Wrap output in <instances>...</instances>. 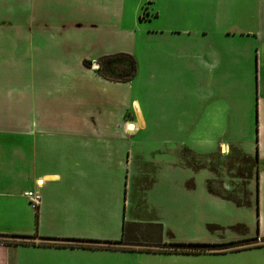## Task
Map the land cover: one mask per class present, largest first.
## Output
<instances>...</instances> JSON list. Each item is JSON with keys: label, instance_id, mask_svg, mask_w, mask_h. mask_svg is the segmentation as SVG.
<instances>
[{"label": "crops", "instance_id": "crops-1", "mask_svg": "<svg viewBox=\"0 0 264 264\" xmlns=\"http://www.w3.org/2000/svg\"><path fill=\"white\" fill-rule=\"evenodd\" d=\"M155 42L158 69L178 80L167 89L175 102L163 124L172 128L136 135L146 127L139 102L95 65L120 53L136 59L137 43ZM263 61L264 0H0V234L117 241L126 221L161 224L169 241L179 227L203 232L211 223L226 230L211 243L240 241L242 208L209 193L207 181L215 154L264 153V108L256 107L255 141L245 130L229 135L245 124L239 92L251 89L242 78L258 76L263 89ZM263 179L257 174L256 200ZM28 191L40 194L38 209ZM183 203L191 219L173 225ZM34 241L0 244V264H32L21 257L39 251H98ZM262 244L220 255L254 254L232 264H264Z\"/></svg>", "mask_w": 264, "mask_h": 264}, {"label": "rangeland", "instance_id": "rangeland-1", "mask_svg": "<svg viewBox=\"0 0 264 264\" xmlns=\"http://www.w3.org/2000/svg\"><path fill=\"white\" fill-rule=\"evenodd\" d=\"M144 27H151L149 24H145ZM14 44L10 43V50L13 51ZM25 49L29 50V44L26 45ZM157 53V44L156 42L150 46L144 43H137L135 54L137 61V73L136 76L125 85L119 87V90L122 89L127 91L129 94H132V99L137 100L142 108L146 127L145 129L136 134V135H162V129L172 128L169 124H163L164 118L168 117L167 106L175 102L174 97H171V93L167 91L168 86L174 85L177 83V77L174 75H164L158 69V57ZM264 68V61H263ZM261 78V77H260ZM246 85L247 89H251L250 92H239L243 102H246L247 108L243 109L241 106L239 108L240 119L245 120V124L240 125V131H231L229 135H239L245 134L247 138L254 136V141L256 140V130L254 129V123L256 124V118L258 113L256 112V107L264 108V73L262 77V88H260L258 76L255 77L254 81H248L247 77L242 78V83L240 85ZM177 94V93H175ZM259 98V100H258ZM249 99L251 101H249ZM264 110V109H263ZM246 113H245V112ZM264 119V118H263ZM243 120V121H244ZM241 121V122H243ZM247 121V122H246ZM243 128V129H242ZM262 135H264V129H262ZM146 153L152 154L155 149L154 145L148 144L144 146ZM264 147V142H263ZM150 148V149H146ZM264 150V149H263ZM224 151L226 149L224 148ZM244 152L238 153L239 151L234 150L230 158L221 157L219 154H215L213 157V169L209 171L213 175L212 182L213 185L217 186L221 181L227 184H231L230 195L240 197L243 201H249L251 206H244L242 208V214L240 219L241 222L237 225H244L238 227V230L235 229V232H239L238 235L245 237L244 239L239 238L240 241L249 239L247 235L251 234L252 238H257L254 241L249 243H241L240 246H230L226 248H218L217 251L220 253H229L234 250H241L244 248H252L258 243H263L264 241V181L261 182L260 194H259V217L260 223L257 226V211H256V180L257 174L261 177H264V153L259 159L254 155L247 154V150ZM238 160V161H237ZM256 162V167H253V163ZM136 166V164H135ZM143 166L148 167L149 165H139L140 168ZM148 172V170H147ZM199 173V172H198ZM246 176V177H245ZM259 178V177H258ZM252 182V189L249 188L248 184L244 186L240 185L241 181ZM264 180V179H263ZM193 181L190 182V184ZM238 185L237 187H235ZM221 185V184H219ZM240 185V187H239ZM219 189L222 190V187L219 186ZM225 193V192H223ZM235 193V194H234ZM244 197V198H243ZM182 214L180 216L176 215L170 222L173 225H181L182 222L191 219V216L188 215L191 205L189 203L182 204ZM156 211L155 208H153ZM35 210V209H34ZM156 213V212H155ZM152 215V214H151ZM233 220V219H232ZM16 220L12 222H7V224L12 225L8 227L10 231L19 229L16 225ZM238 223V222H237ZM213 226L205 227V229H197V227L192 229L190 233L188 229H178L177 241L182 242H197V243H211L215 238L225 237L223 235L226 230H223V227L218 225L211 224ZM23 228H26L23 227ZM36 228V227H35ZM242 228V230H240ZM257 228H259V234H257ZM31 230V227L30 229ZM34 230V228H33ZM234 230V229H233ZM36 231V229H35ZM243 232V233H242ZM148 230L144 227L139 228L136 233L137 237L143 239L145 234L147 235ZM222 233V234H220ZM12 234V233H9ZM34 241V240H33ZM21 242V240H14L12 238L3 237V234H0V243H16ZM32 242V241H28ZM35 242V241H34ZM225 243V242H219ZM135 248L137 251H149V248L145 246H136L130 247ZM40 253V254H39ZM257 260V256L254 254L245 253L243 255H199V256H161V255H152V254H138V253H126L123 251H105V250H96L89 251L86 253L73 254L70 252L60 251V250H48L47 254L45 252L39 251L37 254H28L21 257L22 261H30L32 264H165L160 261H176L170 262L169 264H232L233 261L237 260H246L254 261Z\"/></svg>", "mask_w": 264, "mask_h": 264}, {"label": "trees", "instance_id": "trees-1", "mask_svg": "<svg viewBox=\"0 0 264 264\" xmlns=\"http://www.w3.org/2000/svg\"><path fill=\"white\" fill-rule=\"evenodd\" d=\"M97 62L99 64V68H98L99 74L103 76L105 79L112 82L127 83L131 81L136 76L137 73L136 59L134 56L129 54L120 53L110 56H104L98 59ZM253 167H256V162L253 163ZM218 185L219 184H217L215 188L212 179H209L207 181V189L209 193H211L214 196L220 197L222 199L231 200L239 207H244L246 205L251 206V203L249 201H243L240 199V197L230 195V192L225 191L223 188L222 190H220ZM258 199L259 198H258V187H257L256 211L259 217ZM240 226L242 225H237L234 228L238 230V227ZM142 227L147 229L148 233L147 235L145 234L143 239H140L139 237H137L136 233L138 232V229ZM163 234L164 231H163V226L161 224L158 223L141 224V223H129L124 221L121 239L117 241H99V240H89V239H67V238L60 239V238H52V237H40L37 234L34 235L3 234V237L12 238L14 240H21V242L0 243V244L7 246H11V245L35 246L36 244L33 242V240L40 239L41 240V242L39 243L40 246H51V247L98 249V250H106V251H114V252L123 251V252H136L143 254H172V255H206V254L218 255L219 254L220 255L226 253L218 252L217 251L218 248H226L230 246L236 247V246H240L241 243H249L257 239V238H249L243 241H231L225 243H197V242L177 241L173 236L170 237L169 241H165ZM262 239L264 241V238ZM28 241H32V242H28ZM136 246H145L154 249H149V251H137L134 250L135 248H130ZM258 248H264V245H261ZM241 250H247V248ZM232 252H239V251H232Z\"/></svg>", "mask_w": 264, "mask_h": 264}, {"label": "built area", "instance_id": "built-area-1", "mask_svg": "<svg viewBox=\"0 0 264 264\" xmlns=\"http://www.w3.org/2000/svg\"><path fill=\"white\" fill-rule=\"evenodd\" d=\"M24 195L30 199V203L34 209H38L41 204V196L33 191L25 192Z\"/></svg>", "mask_w": 264, "mask_h": 264}, {"label": "water", "instance_id": "water-1", "mask_svg": "<svg viewBox=\"0 0 264 264\" xmlns=\"http://www.w3.org/2000/svg\"><path fill=\"white\" fill-rule=\"evenodd\" d=\"M95 66H96V67H99V64H96ZM130 128H133V126H132V125H130Z\"/></svg>", "mask_w": 264, "mask_h": 264}]
</instances>
